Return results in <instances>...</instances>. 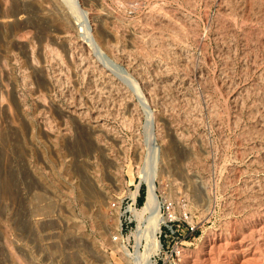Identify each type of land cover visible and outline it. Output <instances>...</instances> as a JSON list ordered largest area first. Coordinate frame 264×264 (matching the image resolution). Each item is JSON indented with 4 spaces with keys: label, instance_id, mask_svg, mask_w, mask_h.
Instances as JSON below:
<instances>
[{
    "label": "rangeland",
    "instance_id": "1",
    "mask_svg": "<svg viewBox=\"0 0 264 264\" xmlns=\"http://www.w3.org/2000/svg\"><path fill=\"white\" fill-rule=\"evenodd\" d=\"M78 1L0 7V264H126L154 155L177 264H264V0Z\"/></svg>",
    "mask_w": 264,
    "mask_h": 264
},
{
    "label": "bare ground",
    "instance_id": "2",
    "mask_svg": "<svg viewBox=\"0 0 264 264\" xmlns=\"http://www.w3.org/2000/svg\"><path fill=\"white\" fill-rule=\"evenodd\" d=\"M56 1V0H54ZM69 1V0H68ZM71 4L73 5L72 8H74L73 10L77 11L78 15H79V25L80 27H82L83 31H88L87 28L89 25V19L88 16L84 10V8H82L78 2V0H70ZM38 4V12L40 13L43 11V8L45 7L44 5H49L50 3H53V0H37ZM21 3V2H20ZM33 3V1H32ZM70 3V2H69ZM6 4V0H0V7L4 8ZM8 4V3H7ZM57 4V2H56ZM59 4V3H58ZM87 6V5H86ZM8 7V6H7ZM12 7V6H11ZM41 7V9H40ZM6 9V8H5ZM33 9H35L33 7ZM7 11V10H6ZM27 11V10H26ZM75 11V12H76ZM101 11V10H100ZM250 11V10H249ZM56 12V11H55ZM61 13V12H60ZM12 14V13H11ZM15 14V13H14ZM42 14V13H40ZM49 14V13H48ZM9 15V14H8ZM24 15V14H23ZM47 15V14H46ZM29 16V15H28ZM43 16V15H42ZM63 17V16H62ZM15 19L18 20V18L15 16ZM20 19V18H19ZM44 19V18H43ZM51 19V18H49ZM61 19V18H60ZM16 20V21H17ZM12 21L11 18H9L7 15H2L0 16V22H10ZM54 21V20H53ZM57 21V20H56ZM17 23V22H16ZM61 23V22H60ZM96 23V22H95ZM98 23V22H97ZM48 24V23H47ZM24 25V24H23ZM69 25V24H68ZM2 26V25H1ZM55 27V26H54ZM67 27V26H66ZM27 28V27H26ZM220 28V27H219ZM1 29V28H0ZM52 30V29H51ZM28 31V30H27ZM64 31V30H63ZM90 31V30H89ZM66 32V31H65ZM64 32V33H65ZM249 32V31H248ZM67 33V32H66ZM86 34V32H84ZM97 33V32H96ZM128 33V32H127ZM98 34V33H97ZM54 35V34H53ZM83 35V34H82ZM88 36V33L86 34ZM197 35V34H196ZM17 36V35H16ZM15 36V37H16ZM22 36V35H21ZM97 36V35H96ZM100 36V35H98ZM28 37V36H27ZM57 37V36H56ZM84 37V36H83ZM89 37V36H88ZM103 37V35H102ZM87 38V37H86ZM195 38V37H194ZM251 38V37H250ZM21 38H19L18 40L20 41ZM52 39V38H51ZM56 39V38H55ZM62 39V38H61ZM176 39V38H175ZM253 39V38H252ZM17 40V39H16ZM25 40V39H24ZM90 42L89 44H91L95 49H97V43L95 41V39H92V36L89 38ZM103 40V39H102ZM22 41V40H21ZM60 41V40H59ZM98 41V40H97ZM100 41V40H99ZM27 42V41H25ZM50 42V41H49ZM19 43V42H18ZM51 43V42H50ZM116 43V42H115ZM36 44V43H35ZM101 44V43H100ZM26 46V45H25ZM47 46V45H46ZM45 46V47H46ZM49 46V45H48ZM108 46V45H107ZM56 47V46H55ZM92 47V48H93ZM66 48V47H65ZM64 49V48H63ZM68 49V48H67ZM98 50V49H97ZM30 51V50H29ZM47 51V50H46ZM31 52V51H30ZM49 52V51H48ZM71 52V51H70ZM54 54V53H53ZM72 54V53H71ZM27 59L29 60V62H32V58L30 53L27 51ZM21 58V57H20ZM72 58V57H70ZM26 60V61H28ZM34 61V60H33ZM1 62V61H0ZM71 62V61H70ZM4 63V62H3ZM28 63V62H27ZM31 65V64H30ZM3 67V66H2ZM35 67V66H33ZM4 68V67H3ZM27 68V67H26ZM0 70H1V63H0ZM84 74V73H83ZM12 82V81H11ZM71 85V84H70ZM14 87V86H13ZM6 90V86H2V89L0 90V95H2V90ZM32 89V88H31ZM96 89V88H95ZM12 92V91H11ZM30 92V91H29ZM139 93V90L138 92ZM142 93V92H141ZM140 94V93H139ZM138 96V95H137ZM142 96V97H141ZM139 97L142 100L141 105L142 107L146 109V113H147V118H149L148 120V125L149 128H153L155 122H153V113H151V111L149 110V108L145 102V99L143 97V95H139ZM138 98V99H140ZM146 98V97H145ZM44 100V99H43ZM241 100V98H240ZM234 101V100H233ZM9 105L4 104L2 102V99L0 97V109L4 110L6 112V114L12 118V114L10 112V109L8 107ZM239 106V105H238ZM15 107V106H14ZM127 108V107H126ZM145 111V110H144ZM72 114V113H71ZM10 121V119H9ZM12 123V122H10ZM5 124V123H4ZM12 125V124H11ZM153 125V126H152ZM43 127V126H42ZM47 127V126H46ZM251 132V131H250ZM151 133V132H149ZM95 136V135H94ZM55 139V138H54ZM179 139V138H178ZM4 140V139H3ZM152 141V140H151ZM154 142V140H153ZM151 143V142H150ZM174 143V142H173ZM75 145V144H74ZM99 145V144H98ZM185 146V145H184ZM137 149V148H136ZM141 149V148H140ZM147 155V154H146ZM149 156V155H148ZM146 158V157H145ZM152 159V158H151ZM151 159L149 160V157H147V159L144 160V164L142 167H140V169L138 170L139 176L141 178V180H143L146 184V195H145V201L144 203L139 207V208H131L132 211V215L134 217V219L137 221V223H139L140 225L143 224V227H140L139 229V233H135V245H134V250L132 253H130L127 249V242L126 241H121L120 243V250L122 252L123 258L126 262V264H154V260L152 259L153 255L155 253H157L159 247H160V242L158 239V232L161 229V225L164 223V221L166 220V217H164L161 212H160V201L157 195V186L155 183L156 180V176H157V170H156V166H155V159L156 156L154 155L153 157V161L151 163ZM18 160V159H17ZM169 160V159H168ZM3 163V162H2ZM8 163V162H7ZM77 164V163H75ZM15 165V164H14ZM82 167V166H81ZM164 167V166H163ZM78 169V168H77ZM9 172V171H8ZM11 172V171H10ZM2 175V174H1ZM88 181V180H87ZM157 181V180H156ZM138 183L135 185V190L133 192L130 193L131 198H135L137 193H138ZM257 191V190H256ZM2 192V191H1ZM89 194V193H88ZM251 194V193H250ZM205 195V194H204ZM208 197V196H207ZM258 201V200H257ZM253 206V205H252ZM31 207V206H30ZM257 214V213H256ZM40 215V214H39ZM35 216V215H34ZM50 218V217H49ZM145 219V220H144ZM39 221V220H38ZM247 221V220H246ZM225 222V221H224ZM139 226V225H138ZM46 229V228H45ZM105 230V229H104ZM52 231V230H51ZM52 235V234H51ZM140 238H144L145 240V245L143 247V250H139L138 246H139V239ZM54 239V238H53ZM141 240V239H140ZM247 247V246H246ZM183 251V250H182ZM218 252V251H217ZM182 253V252H181ZM129 257H132V260H129ZM252 257V256H251ZM248 262V261H247ZM212 264V263H211Z\"/></svg>",
    "mask_w": 264,
    "mask_h": 264
},
{
    "label": "built area",
    "instance_id": "3",
    "mask_svg": "<svg viewBox=\"0 0 264 264\" xmlns=\"http://www.w3.org/2000/svg\"><path fill=\"white\" fill-rule=\"evenodd\" d=\"M138 193L136 195L135 198H131V196L129 195L128 199L130 200L129 206L127 208V210H125L126 212H131V208H135L137 206V200L140 196L139 190H140V185L138 184ZM145 187L146 184L144 183ZM146 195V189H145V194ZM144 201H145V196H144ZM143 201V203H144ZM112 206H114V204H112ZM164 212L167 215L166 216V220L164 221V223L161 225V229L158 232V239L160 242V247L157 251V253H155L153 255V260H154V264H177L179 261V257L181 255V252L183 250V244L184 241H174V230L172 228V204L171 203H167L165 202L164 206ZM132 213V212H131ZM164 228V229H162ZM132 257H129V260H132Z\"/></svg>",
    "mask_w": 264,
    "mask_h": 264
}]
</instances>
